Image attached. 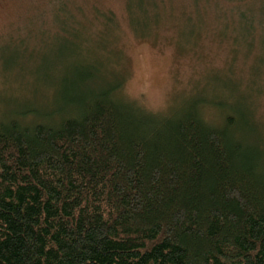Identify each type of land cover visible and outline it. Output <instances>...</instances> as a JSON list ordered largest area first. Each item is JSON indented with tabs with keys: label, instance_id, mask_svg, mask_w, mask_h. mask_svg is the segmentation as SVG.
I'll use <instances>...</instances> for the list:
<instances>
[{
	"label": "trees",
	"instance_id": "1",
	"mask_svg": "<svg viewBox=\"0 0 264 264\" xmlns=\"http://www.w3.org/2000/svg\"><path fill=\"white\" fill-rule=\"evenodd\" d=\"M232 2L216 24L261 32L264 0ZM206 3L219 10L211 0H125V15L138 37L163 16L200 31ZM99 10L103 39L116 21ZM88 59L49 83L50 108L31 105L0 119V264H264L256 95L230 72L220 79L230 99L192 97L155 113L123 97L125 74L106 58L90 51ZM207 105L219 120L205 119Z\"/></svg>",
	"mask_w": 264,
	"mask_h": 264
},
{
	"label": "rangeland",
	"instance_id": "2",
	"mask_svg": "<svg viewBox=\"0 0 264 264\" xmlns=\"http://www.w3.org/2000/svg\"><path fill=\"white\" fill-rule=\"evenodd\" d=\"M174 1L186 6L190 0ZM211 1L219 10L208 3L201 6L205 24L200 31L163 16L158 28L138 37L127 22L125 0H66L64 11L57 10L54 0H0V119L13 109L27 111L37 104L50 108L55 89L49 83L53 86L76 59L89 61L91 51L106 58L108 68L125 74L123 97L155 113L173 112L192 97L230 99L220 79L231 78L233 72V82L243 85L241 90L249 96L256 95L255 117L264 132V26L249 36L251 30L237 23L216 24V13L229 14L234 3ZM244 1L255 7L256 0ZM95 8L114 13L110 37L102 39L104 20ZM103 46L104 51L95 48ZM42 76L50 79L42 82ZM207 106L205 119L219 120L215 109Z\"/></svg>",
	"mask_w": 264,
	"mask_h": 264
}]
</instances>
